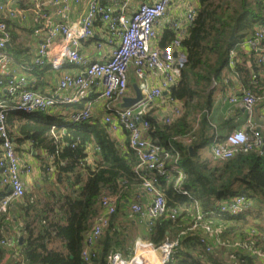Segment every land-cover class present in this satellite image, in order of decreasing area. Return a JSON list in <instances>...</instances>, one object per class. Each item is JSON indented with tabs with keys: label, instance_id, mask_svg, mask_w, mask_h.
I'll return each instance as SVG.
<instances>
[{
	"label": "trees",
	"instance_id": "1",
	"mask_svg": "<svg viewBox=\"0 0 264 264\" xmlns=\"http://www.w3.org/2000/svg\"><path fill=\"white\" fill-rule=\"evenodd\" d=\"M258 26H264V0H199L188 33L182 39L185 66L170 93L173 99L184 102L188 110L170 124L155 115L154 107L145 115L150 124V135L171 155L169 162H174L177 151L178 162L184 170L177 188L173 180L161 179L160 187L167 205L170 209H179L180 215L175 220L162 216L148 225L142 239L156 247L177 239L187 229L188 219L183 216L191 214L197 201L206 222L221 226L226 232L235 231L241 240L264 252V149L216 160L212 145L208 144L215 138L222 141L226 135L211 134L215 129L206 113L202 114L199 127L195 116L197 111L202 112L212 104L213 95L218 87L224 88L222 84L232 72L243 76L245 83L253 79L244 64L247 57L240 43L252 36ZM174 37V29H167L161 46H168ZM232 51L235 52L233 67L230 65ZM36 71L39 69L33 65V72ZM42 114L8 111L7 122L16 141L22 143L29 139L34 147L42 146L48 152L59 149L58 154L53 155V166L64 190L58 195L51 190L44 191L45 195L52 192L57 197L54 202L40 203L32 193H26L23 201L17 204L23 217L21 231L25 238L9 264H109L108 257L112 252H123L127 247L128 232L120 225L123 215H137L122 210L127 199L138 192L136 189L142 188L135 170L137 155L127 146L120 145L108 128L98 122L83 121L69 126L64 125L66 120H58L55 124L59 140H55L51 135L55 118ZM169 141L174 149L169 146ZM191 146L194 147L193 155ZM41 166L42 180L48 183V165ZM241 194L251 200L248 208L238 215L221 210L223 200ZM104 195H119V205L98 243L96 256L87 262L82 257V250L94 220L101 213ZM251 229L256 230L253 236ZM210 244L213 250L207 251L199 232L185 237L174 249L169 264H262L249 249H226ZM126 253L133 256L132 250H126ZM232 253L238 256L239 262L230 259ZM4 256L5 248L0 244V264Z\"/></svg>",
	"mask_w": 264,
	"mask_h": 264
},
{
	"label": "built area",
	"instance_id": "2",
	"mask_svg": "<svg viewBox=\"0 0 264 264\" xmlns=\"http://www.w3.org/2000/svg\"><path fill=\"white\" fill-rule=\"evenodd\" d=\"M81 1L83 0H26V7H21L14 5L15 0H0V91H4L10 100V103L0 101V244L8 248L9 254L16 251L15 243L3 233L6 231L12 204L21 203L25 197L27 192L25 178L31 173L32 166L26 158L17 154L16 140L11 134L7 113L22 111L31 115L49 114L59 111L61 105L78 104L90 92L96 93L95 100L104 99L107 102L108 111L103 120L110 134L119 129L128 133V145L125 146L136 153L138 164L135 170L141 179V187L145 193L152 195V200L146 205L143 202H134L131 211L145 216L149 225L162 216L175 220L180 215L179 209L169 208L160 187L161 179L173 180L175 188L180 186L184 170L178 162L179 153L175 151L174 162H169L168 158L171 155L159 140L153 139L150 135V124L145 115L158 99L165 97L166 91L170 95L172 87L181 77L186 62L185 54L181 53L176 58L172 52L175 49L183 50L182 39L188 33L187 28L177 26L176 38L165 55L161 49L154 48L151 41L157 34L158 21L168 14L174 0L144 2L131 13H128L131 0H87L86 11L80 17L71 19ZM28 10L34 14L36 25L33 35L40 39L34 66L41 68L49 66L55 70L66 65L74 68L61 74L57 81V92L45 93L34 89L35 78L28 73H17L19 68L9 53L8 48L13 34L8 22L10 20L27 23ZM195 14L196 8L189 11L187 15L189 24ZM97 22L102 25L103 39L95 43V48L100 52L105 47L109 48L105 61H97L82 54L83 42L95 35ZM263 42L264 26H258L254 34L244 39L240 46L259 51L258 61L264 64ZM234 56L235 52L232 51L230 61L232 67L235 64L232 59ZM131 65L136 67L137 75L147 85L148 99L134 109L112 110V103L128 93ZM21 68L25 72L26 70L32 72L33 65H22ZM68 90H74L75 94H66L65 91ZM259 99L260 96L251 89H246L242 97L235 94L230 97L232 102H242L249 113L248 122L252 126L253 109ZM95 100L88 101L82 109L73 108L66 118V125L71 126L92 119ZM171 100L175 99L171 97ZM182 112V105L175 104L160 119L170 124L181 116ZM51 135L55 140H59V130L55 123L51 126ZM168 144L174 149L172 142L169 141ZM263 146L264 135L260 130L253 127L250 132L246 129H236L228 133L222 141L215 138L212 155L216 160H227L239 153L260 150ZM58 150L49 154L57 155ZM119 198V195H104L101 198L102 212L94 220L82 250L85 261L90 262L96 256L98 243L110 225L111 216L117 210ZM250 205L251 200L241 194L223 200L220 208L232 215H238ZM189 216L191 220L193 219L191 227L182 231L177 239L168 240L156 247L152 242L139 238L135 242L136 255L132 260L121 250H117L109 255V264H133L142 243L162 256V264H169L179 241L195 235L198 230L204 233L201 235V243L205 245L207 251L213 250L207 237L214 238L222 247H229L219 239L224 233L223 227L206 222L197 201L195 209ZM255 233V229L250 230L251 236ZM235 247L249 249L255 258L264 264V252L253 245L238 243ZM231 257L236 255L232 253ZM1 264H9V257H5Z\"/></svg>",
	"mask_w": 264,
	"mask_h": 264
},
{
	"label": "crops",
	"instance_id": "3",
	"mask_svg": "<svg viewBox=\"0 0 264 264\" xmlns=\"http://www.w3.org/2000/svg\"><path fill=\"white\" fill-rule=\"evenodd\" d=\"M155 0H131V4L128 9V13L133 12L136 10V8L144 2H154ZM199 0H191L188 4V11L184 16L183 9L179 6H172L168 10V14L165 15L162 19H160L156 25V30L157 34L155 38L152 39L151 45L154 48H159L161 49L165 55L168 54L167 49L171 45V43L163 47L161 46L163 37L165 35V32L167 29L172 28L175 31V37L177 35V26L178 27H183V28H188L189 22L186 17L188 15L189 11H191L193 8H197ZM186 4V3H185ZM14 5L16 6H21V7H26V3L24 0H15ZM86 6H87V0L81 1V4L79 7L74 11L73 15L71 16V19H76L80 17L85 11H86ZM28 15H29V21L27 23H19L18 21H10L8 22V25L10 27V30L13 34V39L12 42L8 48L9 52L10 50H16L17 52H29L32 48H34L35 52L37 51V47L40 44V39L35 37L33 35L32 28L34 29L35 27V21H34V14L31 10H28ZM176 25V26H175ZM102 25L100 22L96 23L95 26V35L83 42V48H82V54H84L86 57L97 60V61H105L108 57L107 53L109 51L108 47H105L103 51H98L95 48V43L98 41H101L103 39V33H102ZM32 32V33H31ZM173 39V40H174ZM262 47L264 48V42ZM242 52L246 55L247 60L244 62V64L248 67V69L251 72V76H253V79L251 78L245 83L243 81V76L239 75L236 72H232L229 75V79L222 84V87H224L222 90L218 87V90L216 93L213 95V100L212 104L207 106L208 108L204 109L205 113L207 115V119H209L212 122V127L215 129V131H211L212 133H217L219 135H227L228 133L232 132L233 130L236 129H246L250 130L252 127L256 129H260L262 134L264 135V64L259 63L258 61V53L259 51H253L248 48H242ZM178 49L173 50L172 55L174 51ZM181 53L185 54L184 50H178ZM10 55L14 58L15 65L17 68L22 67V65H28L25 60L22 58H17L14 54L10 53ZM23 57V56H22ZM25 63V64H22ZM49 66L45 67H38L39 71L36 72H29L26 70V73L29 74V76L35 78V82L33 85L34 89L40 90L45 93H54L57 92L58 86H57V81L60 78L61 74L65 71H72L74 68L70 65L64 66V68L59 70V73L57 75H54L55 77V84L54 87L48 88L49 83H45L46 80V73L48 74L49 72ZM256 68V70H254ZM254 72V73H253ZM254 74V75H253ZM246 89H251L253 90L257 95L260 96V99L257 101L256 105L254 106L253 113H252V123L253 126L249 124L248 119H249V113L248 111L243 107V104L241 101L237 102H232L230 101L231 95L235 94L238 97H242L244 91ZM66 94L69 95H74L75 91L74 90H68L65 91ZM128 95H133L134 92L132 88L129 86L128 90ZM168 94L164 93L163 98L158 99L154 105L155 109V115L158 116L160 119L163 114L162 112L168 113V111L172 108L171 107H165L164 109L160 108V103L164 104L167 101V96ZM96 93L90 92L89 95H87L84 99L81 100L76 105H61L59 106V111H54L52 113H49L51 116H53L55 119L59 118V120H66L68 118V115L70 114L71 110L73 108H79L82 109L85 107L86 103L88 101H93L96 99ZM0 101H4L5 103H10L9 98L4 94V91H0ZM175 105V104H174ZM173 105V106H174ZM181 105L183 107V112H184V102L181 101ZM108 111V106L107 102L104 99H99L94 101L93 105V118L88 120L91 121L92 123H101L104 126L106 124L104 123V116L107 114ZM161 112V113H160ZM182 112V114H183ZM204 113V114H205ZM181 114V115H182ZM180 117V116H179ZM178 117V118H179ZM161 120V119H160ZM202 121L196 122V125L199 127L200 123ZM66 125V123L64 124ZM112 137L123 147L128 143L129 137L128 133L122 129H119L118 131L114 132L111 134ZM214 143V140L212 141V144ZM29 153L27 154L26 160L28 163L32 166V171L31 173L26 176L25 180L27 182V186H29L31 183H34L36 187H41L42 186V176H43V171H42V166L39 168H35L34 163L32 164L30 162V159L38 155L36 151V147L32 145V143L29 145ZM91 151V149H90ZM23 155H26L23 154ZM92 157H89V161L91 162ZM41 180V181H38ZM1 189V188H0ZM141 189V190H140ZM136 189L137 193H133L129 200L127 199V204L122 206L123 211H127L129 207L131 208V205L134 202H143L145 205L150 202V200H144V196H146L145 192L143 191L142 188ZM17 204L19 203H13L11 207V213L9 216V220L6 222V231L3 233L6 237L11 239L15 243V249L16 251L12 254L8 253V248L4 245H2L5 248V257H9V263L14 259L13 255L18 254L19 251V239L21 236H24L21 229L23 225V220L20 218L21 213L19 209L17 208ZM119 205V204H118ZM102 212V208H101ZM140 222H144L147 226L148 229V219H140ZM1 224V221H0ZM145 226V227H146ZM13 227L14 234L10 233L11 228ZM147 229H144V232L147 231ZM202 231V230H201ZM200 234L202 232H199ZM25 238V237H24ZM54 247L56 244L53 245ZM159 255L158 252H155L151 248L147 247L144 243L140 244V248L137 250V257L133 264H153V259L154 256ZM15 257V256H14ZM158 262L160 264V258L161 256L157 257Z\"/></svg>",
	"mask_w": 264,
	"mask_h": 264
},
{
	"label": "rangeland",
	"instance_id": "4",
	"mask_svg": "<svg viewBox=\"0 0 264 264\" xmlns=\"http://www.w3.org/2000/svg\"><path fill=\"white\" fill-rule=\"evenodd\" d=\"M26 0H24L25 2ZM191 0H174L172 2V6H176L179 8V6L181 7V9H183V13H184V16L185 14L187 13L188 11V4ZM186 3V4H185ZM187 17V15H186ZM33 31V28L32 30ZM32 33V32H31ZM11 52L9 53H12L14 54L17 58H20V59H24L26 62V64L28 65H34V60H35V57H36V52L34 50V48H32L29 52H17L16 50H10ZM23 56V57H22ZM22 64H25V63H22ZM49 72L48 74L46 73V82L45 83H49L48 85V88L50 87H54V84H55V77L54 75H57L59 73V70H55L53 69L52 67L48 69ZM26 73L24 71V69H20L19 67V71H17V73ZM167 98V101L166 103L162 104L160 103V108L161 109H164L165 107H171L173 106L174 104H181V101L180 100H171V95H167L166 96ZM156 103V102H155ZM154 103V105H155ZM70 106V105H69ZM186 109V110H185ZM184 109V112H187V108L185 107ZM207 110V109H206ZM183 112V113H184ZM161 113V112H160ZM205 113V110H203L202 112L201 111H197L195 116L198 118V121L200 122L202 120V114ZM161 114H165V112H162ZM185 114V113H184ZM42 115H45V113H43ZM46 116V115H45ZM58 120L59 118H56V119H53L52 122L53 123H58ZM197 122V120H196ZM31 144V141L29 139H26V140H23L22 143L16 141L15 143V148H16V151H17V154L19 156H21L22 158H27V154L29 153V145ZM212 145V141L209 142L208 146ZM36 151L38 153V155H35L33 156L31 159H30V162L33 164L34 163V166L35 168H39L41 165H48V170H49V176H50V180L48 183L44 182L42 180V186L41 188L37 189L38 187H36V185L34 183H31L29 186H27V194L28 193H32L33 197L35 199H39L40 203H46L48 202V200H51V201H55L56 200V196H54V194L51 192L49 195H45L44 194V191H54L56 195L59 194V191H62L64 190V184L63 183H58V180H57V171H56V168L53 166V156L51 154H49V152L47 151V149H45L44 147L40 146V147H36ZM26 155H23L25 154ZM92 157V156H91ZM42 168V167H41ZM43 171V169H42ZM38 181H41V180H38ZM141 190V189H140ZM146 196H144V200H152V195L150 194H145ZM131 208L129 207V209L127 210V212L131 213ZM125 215H123V218H122V227L123 229L128 232V243L126 244V248L123 250V253L126 257H128V259L132 260L136 253H135V242L137 239L139 238H142L144 235H145V232H144V229H147V226L144 222H140V219H145L146 217L145 216H140V215H129L127 217H124ZM184 218H187L188 219V222H187V225H186V228H190L192 223H193V219L191 220L190 216L188 215H184L183 216ZM20 218L23 220V217L22 215L20 216ZM146 226V227H145ZM13 230V227L11 228L10 230V233L11 234H14V231ZM198 232H200V230H198ZM201 235H204L203 231L201 233ZM208 238V241L210 243H214L215 245H219V243L213 238H210V237H207ZM219 239L220 241L223 243V244H228L230 248L232 249H239L240 247H235V244H238V243H243V244H249L248 241L246 240H241V236L238 235L237 233H235V231H231V232H226V230L224 229V233L219 236ZM222 247V246H220ZM222 248H226L227 247H222ZM126 250L128 252H130L131 250L133 251V256L131 257V253H126ZM236 255V254H235ZM159 255H156L154 256V259H153V264H159L158 262V258ZM230 259H235L236 262H239V259H238V256L236 255V257H231ZM160 261V260H159Z\"/></svg>",
	"mask_w": 264,
	"mask_h": 264
},
{
	"label": "water",
	"instance_id": "5",
	"mask_svg": "<svg viewBox=\"0 0 264 264\" xmlns=\"http://www.w3.org/2000/svg\"><path fill=\"white\" fill-rule=\"evenodd\" d=\"M235 38V29L232 33L231 40L233 41ZM10 46V44H9ZM181 55V52L176 50L173 53L174 57H179ZM129 86L132 88L134 94L128 95L125 94L121 96L117 101L113 102L111 105L112 110H119L123 111L126 109H134L137 106L141 105L148 99V92H147V85L145 82L137 75L136 73V67L134 65L130 66L129 69ZM165 94H168L166 91ZM260 130V129H258ZM264 149V146H263ZM191 155H193L194 147H190ZM24 241V236H21L19 239V244L22 245Z\"/></svg>",
	"mask_w": 264,
	"mask_h": 264
},
{
	"label": "bare ground",
	"instance_id": "6",
	"mask_svg": "<svg viewBox=\"0 0 264 264\" xmlns=\"http://www.w3.org/2000/svg\"><path fill=\"white\" fill-rule=\"evenodd\" d=\"M162 260H163V258H162V256H161V258H160V264H162Z\"/></svg>",
	"mask_w": 264,
	"mask_h": 264
}]
</instances>
